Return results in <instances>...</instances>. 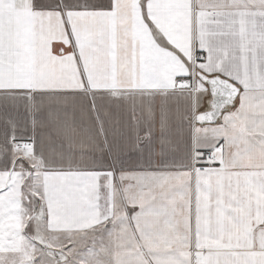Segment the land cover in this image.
<instances>
[{
  "label": "snow or ice",
  "instance_id": "snow-or-ice-1",
  "mask_svg": "<svg viewBox=\"0 0 264 264\" xmlns=\"http://www.w3.org/2000/svg\"><path fill=\"white\" fill-rule=\"evenodd\" d=\"M0 264H264V0H0Z\"/></svg>",
  "mask_w": 264,
  "mask_h": 264
}]
</instances>
